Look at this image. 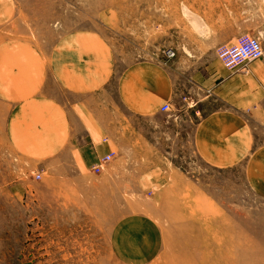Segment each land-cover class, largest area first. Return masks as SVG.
Wrapping results in <instances>:
<instances>
[{
  "label": "rangeland",
  "instance_id": "rangeland-1",
  "mask_svg": "<svg viewBox=\"0 0 264 264\" xmlns=\"http://www.w3.org/2000/svg\"><path fill=\"white\" fill-rule=\"evenodd\" d=\"M51 1L50 14L45 8L31 14L36 22L21 15L32 27L0 31V58L6 61L0 71L14 69L7 61L19 40L44 53L64 35L85 34L113 65L108 100L116 103L115 80L128 67L180 64L187 71L217 54L211 31L205 32L206 11L211 23L218 5L235 0ZM255 1L264 30V0ZM259 39L264 47V33ZM170 49L176 57L168 61ZM3 107L0 264H264V184L252 180L250 157L214 167L203 153H141L134 135L128 168L133 189H117L118 180L105 174L113 154L101 172L82 170L68 153H44L27 136L21 141V128L27 134L36 129L33 119L27 115L25 125H13V106ZM134 124L140 125L138 119Z\"/></svg>",
  "mask_w": 264,
  "mask_h": 264
},
{
  "label": "crops",
  "instance_id": "crops-1",
  "mask_svg": "<svg viewBox=\"0 0 264 264\" xmlns=\"http://www.w3.org/2000/svg\"><path fill=\"white\" fill-rule=\"evenodd\" d=\"M42 3L0 0V31L16 24L20 29L32 27L21 22V15L28 14L29 23H33L38 9L45 8L50 14L52 1ZM259 4L235 0L218 5L211 23L206 11L205 32L211 31V46H232L245 35L262 38ZM85 37L64 35L44 53L31 43H17L13 60L7 61L14 63V69L9 75L0 71V104L10 109L13 106V125H25L27 115L33 119L29 124L36 129L27 134L21 128V141L27 136L26 140L37 141V148L44 153H68L85 171L113 154L105 174L112 181L118 180L117 189H133L128 168L134 135L143 144L141 153H203L214 167H232L250 157L252 180L260 179L264 184V174H258L261 168L264 173L261 61L230 70L213 54L187 71L180 64L169 68L151 63L133 65L115 80L118 101L114 103L108 100L113 65L104 61V51ZM3 40L0 37V54L5 50ZM1 62L6 61L0 58ZM6 77L12 78L11 85L6 84ZM165 105L171 112L161 111ZM137 119L140 125L135 126ZM120 176H125L124 180L119 181Z\"/></svg>",
  "mask_w": 264,
  "mask_h": 264
},
{
  "label": "built area",
  "instance_id": "built-area-1",
  "mask_svg": "<svg viewBox=\"0 0 264 264\" xmlns=\"http://www.w3.org/2000/svg\"><path fill=\"white\" fill-rule=\"evenodd\" d=\"M164 54L168 61L176 57V53L172 49L166 51ZM217 57L227 69L241 70L257 61H261L264 64V47L259 38L245 35L237 39L236 43L232 46L219 47L217 49ZM161 111L169 113L171 112V107L165 105ZM110 160L111 157L105 158L93 167L92 170L97 173L101 172L104 170L105 164ZM36 178L41 179V175H37Z\"/></svg>",
  "mask_w": 264,
  "mask_h": 264
}]
</instances>
